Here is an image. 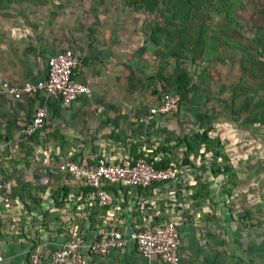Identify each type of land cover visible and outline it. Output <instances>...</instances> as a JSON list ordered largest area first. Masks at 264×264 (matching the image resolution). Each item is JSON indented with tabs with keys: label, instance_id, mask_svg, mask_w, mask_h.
I'll return each mask as SVG.
<instances>
[{
	"label": "crops",
	"instance_id": "1",
	"mask_svg": "<svg viewBox=\"0 0 264 264\" xmlns=\"http://www.w3.org/2000/svg\"><path fill=\"white\" fill-rule=\"evenodd\" d=\"M129 13L139 14L113 0H53L45 6L0 0V181L12 183L10 191L0 192V255L5 264H30L35 250L42 253L41 264H49L52 252L76 233L90 239L109 227L130 232L153 224L157 215L179 225L183 264H217L215 238L234 218L232 211H221V202L229 185L235 189L239 184H227L225 178L239 169L232 159L234 169L217 174L218 151L206 157L188 153L186 140L209 128L207 111L217 108V94L225 84L210 78L218 73L215 65L171 57L163 62L164 75L174 78L182 67L193 68L192 89L180 93L163 88L161 79L150 78L160 67L159 44L142 24L127 18ZM66 49L78 57L76 79L90 86L92 95L66 106L46 92L16 98L4 91L5 82L45 80L49 58ZM166 92L181 96L179 110L148 119ZM43 105L48 108L45 126L24 135L23 127ZM165 146L183 170L178 180L144 188L105 183L106 204L82 180L48 172L72 158L90 165L103 156L115 163L134 162ZM201 181L210 187L203 217L193 199L187 200L192 185ZM209 211L215 218L209 219ZM87 253L89 264H168L157 255H142L135 245L108 255ZM220 253L242 254L228 248ZM256 254L249 249L245 263L219 264H264Z\"/></svg>",
	"mask_w": 264,
	"mask_h": 264
},
{
	"label": "trees",
	"instance_id": "2",
	"mask_svg": "<svg viewBox=\"0 0 264 264\" xmlns=\"http://www.w3.org/2000/svg\"><path fill=\"white\" fill-rule=\"evenodd\" d=\"M52 1L20 0L23 4L33 6H45ZM123 3L135 12L142 11L153 18L151 25L157 23V26L151 29V38L159 44L157 53L160 59V67L157 73L150 78L161 79L163 88L167 90L170 86L179 90L180 93L189 92L192 89L193 77L191 69L186 67H182L174 78L167 77L163 73V62L166 59L171 57L189 59L194 63L197 61H214L218 57L224 58L226 56L225 50L240 47L242 74L239 83L235 84L232 90L231 111L234 114L233 120L239 129L255 137L264 133V8L256 5L254 9L258 21L256 33L252 40L244 43L233 38L235 23L237 22L235 11L239 6L245 4L244 0H123ZM170 16H173L175 25L170 24ZM160 19L162 23L158 21ZM210 131L209 127L186 140L189 145L188 153L206 157L208 153L216 151L217 147L221 146L220 138L211 137ZM202 146H205L204 151H201ZM169 152H171L170 148L165 146L158 149L153 156H145L157 168H181L175 158L168 155ZM220 158L221 161H219ZM71 160L79 163L86 161L77 158ZM214 163L219 164L217 174L228 173L234 169L231 157L227 153L219 151ZM235 176L236 172L229 173L228 181L230 182L226 183L237 182L234 180ZM197 183L192 185L193 191L187 200L193 199V207L196 205L195 209L201 211V217H203V207L207 199L210 198V187L207 182L201 181L198 186ZM152 184H161V182ZM135 188L144 187L136 186ZM233 188V185H229L225 192L231 195ZM12 194V196L15 195L14 189ZM211 205L213 204L211 203L209 206ZM208 217L209 219L215 218V215L212 216L209 211ZM254 220L255 217L251 208L246 207L245 216L241 219L243 228L247 229L248 225H259L254 223ZM167 221H170L167 216L160 217L157 215L153 219V224H163Z\"/></svg>",
	"mask_w": 264,
	"mask_h": 264
},
{
	"label": "built area",
	"instance_id": "3",
	"mask_svg": "<svg viewBox=\"0 0 264 264\" xmlns=\"http://www.w3.org/2000/svg\"><path fill=\"white\" fill-rule=\"evenodd\" d=\"M78 63L79 59L72 49L58 52L48 60V73L45 80L37 83L27 82L23 85L5 82L4 91L16 98L46 92L60 97L63 104L68 106L81 95H92L91 87L76 79ZM180 104L181 96L178 93L166 92L160 103L150 109L148 119L161 114L175 113L179 110ZM47 116L48 108L44 105L38 107L31 122L23 127L24 135L30 137L42 129L46 124ZM57 171L69 174L91 186L92 194L98 196L101 204H106L108 201V195L103 190L105 183L146 187L154 182L176 181L183 172L177 167L157 168L144 157L134 162L115 163L105 156L100 157L94 165L67 159L59 163L56 169H48V172ZM11 189L10 181H0V192ZM130 245H135L144 256L157 255L168 264H183L182 234L174 220L157 225L148 223L141 229L130 232L109 227L90 239L83 232L76 233L52 252L49 264H89L87 252L98 256L108 255ZM41 262L42 253L38 250L33 251L30 264H41ZM0 264H5L1 255Z\"/></svg>",
	"mask_w": 264,
	"mask_h": 264
},
{
	"label": "rangeland",
	"instance_id": "4",
	"mask_svg": "<svg viewBox=\"0 0 264 264\" xmlns=\"http://www.w3.org/2000/svg\"><path fill=\"white\" fill-rule=\"evenodd\" d=\"M113 1L121 7L125 6L123 0ZM254 1L244 0L245 4L239 6L235 11L237 22L235 23L236 28L233 38L235 40L238 39L239 42L246 43L252 40L256 33L255 29H257L258 21L254 9L256 5L264 8V0ZM138 13V16L129 13L127 14V18L142 24L145 33L150 35L153 18L142 11ZM158 21L162 23L161 19ZM171 23L173 25L176 24L173 16H170ZM239 50L240 47L229 48L225 50L226 52L224 54L226 56L224 58L218 57L214 61H197L195 63L191 61L193 64H208L210 67L215 65V70L218 73L212 74L210 78L213 81L215 80L217 85L220 82L225 84V86L223 85L224 88L217 94L219 96V100H217L215 105L217 108L211 112L207 111L206 122L208 121L210 123L208 127H212L209 132L210 135L220 138L221 146L217 147V151L227 153L231 157V160L233 159L236 165L234 166L239 169V172L237 171L234 177V180L239 183L238 187L233 189L231 195H223L221 202V208H223L221 211H224L225 215H228L232 211L234 218L231 221L233 223L227 225L226 232L220 237L215 238L217 264L226 261L229 263L231 261L245 263L248 258L247 252L249 249L257 252V260H264V133L255 137L239 129L236 126V122L234 123V114L231 111L232 90L234 85L239 83L242 74L240 69L241 54ZM209 70L210 68L208 67ZM234 172L232 171L230 173ZM228 180L227 176L225 181L230 182ZM224 202L225 206H223ZM246 207L251 208L252 214L255 217L254 223L259 225H248L247 229L243 228L241 219L245 216ZM227 248L230 252L239 250V253L242 254H240V257H234L233 253H220L221 251H226ZM242 256L244 259H242ZM210 264L212 263L210 262Z\"/></svg>",
	"mask_w": 264,
	"mask_h": 264
}]
</instances>
